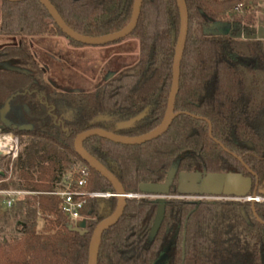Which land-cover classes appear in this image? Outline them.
<instances>
[{
    "label": "trees",
    "instance_id": "trees-1",
    "mask_svg": "<svg viewBox=\"0 0 264 264\" xmlns=\"http://www.w3.org/2000/svg\"><path fill=\"white\" fill-rule=\"evenodd\" d=\"M48 1L69 28L87 37L122 30L133 7V0ZM184 1L188 31L176 117L167 131L138 146L91 137L83 148L127 195H138L140 184L163 183L174 167L177 173L252 176L256 196L264 199V40L238 35L252 16L226 21V35L208 31L227 16H250L264 0ZM178 31L175 0H142L135 29L122 39L138 41L136 63L92 91L49 89L45 69L32 56L26 38L60 36L74 46L83 45L64 36L39 2L0 1V35L17 40L0 48V113L6 107L0 134L11 135L23 146L12 163V185L35 193L0 211V264H87L91 234L113 213L116 198L86 201L81 211L86 233L81 236L68 230L58 198L47 193L62 188L75 162L89 174L86 191L114 193L109 182L77 156L73 141L91 129L137 137L160 124ZM142 113L132 126L119 127ZM24 126L30 130H21ZM4 161L0 158V167ZM4 177L0 189L8 190ZM174 188L153 238L158 203L145 197L127 199L119 221L102 234L97 264H264V200L255 202L252 210L249 201L178 199Z\"/></svg>",
    "mask_w": 264,
    "mask_h": 264
},
{
    "label": "water",
    "instance_id": "water-1",
    "mask_svg": "<svg viewBox=\"0 0 264 264\" xmlns=\"http://www.w3.org/2000/svg\"><path fill=\"white\" fill-rule=\"evenodd\" d=\"M9 3H19L27 0H0ZM39 2L48 12L49 16L52 18L54 23L57 25L61 33L74 41L75 43L81 44L83 46H103L107 44H112L128 37L137 25V21L140 14V7L142 0H133L132 13L129 23L120 31L101 37H87L80 35L69 28L65 22L62 20L61 16L58 14L56 9L48 0H34ZM178 13H179V31L174 49V56L172 61V79L170 92L167 99L166 110L162 121L160 124L152 131L137 137H124L119 136L101 129H91L78 134L74 141L73 147L77 156L86 163L93 171L98 173L106 181L109 182L115 193V198L117 200L116 208L113 213L102 220L94 228L88 246V259L87 264H97L98 250L100 245V240L102 234L113 227L121 218L123 211L126 206V200L129 198H152L158 203V209L154 219V223L151 228L150 237L153 238L160 227V224L164 216V203L165 199L169 197L170 187L176 177V168H171L167 173V176L163 183H150V184H140L138 186V195H127L123 190V187L119 181L111 174L102 164H100L93 156H91L84 148L83 143L91 137H99L110 142L126 145V146H138L155 140L161 137L169 128L173 119L176 117L174 113V102L178 92L179 84V74H180V63L182 55L185 48L187 31H188V13L184 0H175ZM229 32V31H227ZM221 34V33H219ZM227 34V33H226ZM221 34V35H226ZM258 39L264 40V36L260 33L255 36L243 35V39ZM5 69L17 70L7 64L2 65ZM6 112L5 109L0 113L1 119ZM145 113L138 115L137 117L119 124L121 128H127L132 126L135 122L144 117ZM21 130H30V126H24L20 128ZM211 134L209 125V135ZM3 152L0 151V156ZM0 177H4V174L0 172ZM177 193L182 197H211V198H226L233 201H249L252 204L257 202L256 198V188L257 183H255V189L253 191L250 200H247L248 193L252 189V180L250 177H245L239 173L226 172V173H209L201 177L200 173H179L177 175ZM68 230L72 233H77L79 235H84L86 233V221H80L76 227L68 226ZM164 256H161L159 261L162 260Z\"/></svg>",
    "mask_w": 264,
    "mask_h": 264
},
{
    "label": "rangeland",
    "instance_id": "rangeland-1",
    "mask_svg": "<svg viewBox=\"0 0 264 264\" xmlns=\"http://www.w3.org/2000/svg\"><path fill=\"white\" fill-rule=\"evenodd\" d=\"M249 17L252 22L238 33L239 36H255L258 21H264V3H259L250 16L242 12L234 17L227 16L224 22L214 25L208 31L213 34H226L230 30L227 22L245 21ZM26 41L30 45L34 59L39 61L45 69V82L49 89L55 88L62 91H92L124 68L136 63L139 58L138 41L133 38L103 46H74L60 36L27 37ZM13 42L17 43V40L0 35V48L11 45ZM62 115L65 117L69 115V112ZM2 137H10L12 146L9 154L3 153L0 156L5 160L0 167V172L5 176L2 184H6L8 190H16L12 185L16 182L12 163L17 159L23 146L11 135L0 134V138ZM6 161H9L7 166ZM79 165V162L73 163L69 173L77 169ZM3 208V198L0 197V211Z\"/></svg>",
    "mask_w": 264,
    "mask_h": 264
},
{
    "label": "built area",
    "instance_id": "built-area-1",
    "mask_svg": "<svg viewBox=\"0 0 264 264\" xmlns=\"http://www.w3.org/2000/svg\"><path fill=\"white\" fill-rule=\"evenodd\" d=\"M12 151V150H11ZM11 151L7 152L9 154ZM87 169L81 165L71 173H69L61 183L62 188L47 193L58 198L60 211L69 222V226L76 227L77 224L85 220L81 211L88 199H108L115 198V193L110 192H89L85 190L88 180ZM35 195V193L25 190H1L0 197L3 198L4 209H10L16 202L22 201L27 197ZM251 198H247L250 200ZM257 202L261 201L256 197Z\"/></svg>",
    "mask_w": 264,
    "mask_h": 264
},
{
    "label": "flooded vegetation",
    "instance_id": "flooded-vegetation-1",
    "mask_svg": "<svg viewBox=\"0 0 264 264\" xmlns=\"http://www.w3.org/2000/svg\"><path fill=\"white\" fill-rule=\"evenodd\" d=\"M191 173H194V172H191ZM195 173H200L201 174V177H204V175H206V174H209V173H206V172H204V171H195ZM236 173V172H235ZM179 173H177L176 174V177H175V179H174V181H173V184H172V186H174L175 188V190H176V192H177V186H178V181H177V175H178ZM252 176H250V178H251ZM252 180V179H251ZM172 186L170 187V191H171V188H172ZM254 189H255V182L253 183L252 182V189H251V193L253 194V191H254ZM178 194V193H177ZM252 194H251V196H252ZM250 196V197H251ZM257 197V196H256ZM169 198H173L171 195H170V193H169V197L167 198V199H169ZM175 198H178V199H186V200H191V201H200V200H229V199H226V198H218V199H216V198H211V197H202V198H198V197H182V196H180L179 194L175 197ZM167 199H165V200H167ZM261 200H264V199H262L261 198ZM233 201V200H232ZM158 209V208H157Z\"/></svg>",
    "mask_w": 264,
    "mask_h": 264
},
{
    "label": "bare ground",
    "instance_id": "bare-ground-1",
    "mask_svg": "<svg viewBox=\"0 0 264 264\" xmlns=\"http://www.w3.org/2000/svg\"><path fill=\"white\" fill-rule=\"evenodd\" d=\"M12 150L11 139L10 137H2L0 138V151L3 153H7Z\"/></svg>",
    "mask_w": 264,
    "mask_h": 264
},
{
    "label": "crops",
    "instance_id": "crops-1",
    "mask_svg": "<svg viewBox=\"0 0 264 264\" xmlns=\"http://www.w3.org/2000/svg\"><path fill=\"white\" fill-rule=\"evenodd\" d=\"M255 33L256 34H261L262 36H264V21L263 22H259L258 21V25H257V27H256V29H255Z\"/></svg>",
    "mask_w": 264,
    "mask_h": 264
}]
</instances>
